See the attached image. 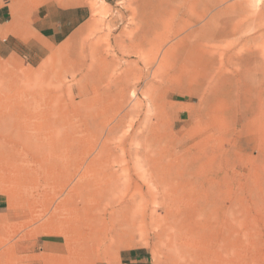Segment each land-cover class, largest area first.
<instances>
[{
    "label": "rangeland",
    "instance_id": "1",
    "mask_svg": "<svg viewBox=\"0 0 264 264\" xmlns=\"http://www.w3.org/2000/svg\"><path fill=\"white\" fill-rule=\"evenodd\" d=\"M29 5L87 17L0 55L20 73L1 96L0 253L66 229L60 264H264V0Z\"/></svg>",
    "mask_w": 264,
    "mask_h": 264
},
{
    "label": "crops",
    "instance_id": "2",
    "mask_svg": "<svg viewBox=\"0 0 264 264\" xmlns=\"http://www.w3.org/2000/svg\"><path fill=\"white\" fill-rule=\"evenodd\" d=\"M13 1L14 3L11 6L12 18L8 20L5 18V7L0 3V55L18 52L15 46H11L13 39L17 40L20 44L34 46L40 50L61 44L73 34L75 29L83 23L87 17L81 7H61L56 5L48 9L43 8L31 17L28 13L32 11V8H36L34 6L30 7L29 5L33 3V0L28 2L24 12L20 10V0ZM66 53H72V48H68ZM15 64L16 63L13 61L0 60V105H8L7 94H5V98L2 97L1 99L4 92L7 93L9 92L7 90L11 89H16V93L20 91L18 82L20 73L13 70L16 68ZM18 66L20 65L18 64ZM0 109L2 110L1 106ZM6 198L9 202V207H11L8 196ZM18 204L20 205V203ZM48 238H53L54 240L51 239L52 242L61 241L60 238ZM23 239L24 237L21 236L20 251L23 250ZM7 243L6 245L9 246V243ZM54 247L45 245V252L39 254L32 253L29 255H19L16 250L12 252L10 248L5 247L4 251L0 253V264H5L6 258L10 259L9 254H13L12 257L18 260L16 264H38L42 258L43 262L46 260L44 264H49L51 258L54 259L55 264V262H58L57 257H59L60 254L51 253V251L57 252L54 250Z\"/></svg>",
    "mask_w": 264,
    "mask_h": 264
},
{
    "label": "bare ground",
    "instance_id": "3",
    "mask_svg": "<svg viewBox=\"0 0 264 264\" xmlns=\"http://www.w3.org/2000/svg\"><path fill=\"white\" fill-rule=\"evenodd\" d=\"M25 4V5H24ZM25 6H27V3H26V1H21L20 0V10H22V12H24L25 11ZM21 12V11H20ZM93 55V54H92ZM145 151H147V149L145 148ZM183 186H185V183H184V185H182V187ZM101 188H93V190H94V192L96 193V192H98L99 190H100ZM84 192V191H83ZM84 194V193H83ZM97 194L98 193H96V196H97ZM94 195V194H93ZM65 198V197H64ZM63 198V199H64ZM66 198H67V196H66ZM80 199V198H79ZM86 200V199H85ZM55 212H53V214H54ZM79 213V212H78ZM82 213V212H81ZM62 214V213H61ZM57 219H60L59 220V223H62V222H66L67 221V219L68 218H65V217H62V216H60V215H58V214H55V221L57 220ZM89 220V219H88ZM92 221V220H91ZM95 221V220H94ZM93 223V222H92ZM102 223V222H101ZM82 227V226H81ZM66 228V227H65ZM65 231L64 232H66L65 233V237H64V235H63V237L65 238L64 239V244H62V245H58V246H56V247H54V250H56L57 251V253H59L60 254V256L59 257H57V260H58V263L57 264H60L59 263V261L61 260V258H63V256H62V254H61V252H63L64 251V249L66 248V247H68L69 246V242L70 241H72L73 239L71 238V237H69V231L68 230H66V229H64ZM70 230V229H69ZM84 230V229H83ZM90 230V229H89ZM63 232V231H62ZM93 232V231H92ZM46 233V232H45ZM99 233V232H98ZM90 237L91 238H93V240L94 239H96L95 238V234H91V231H90ZM75 240H79L80 242H81V244H86V243H88V237L86 236V234H85V232H83L82 230L80 231V232H78L77 234H76V238H75ZM95 242H94V245L92 246V247H95L96 249H97V253H98V251L100 252L102 249H104L103 251L104 252H106V250L108 249V246H105V245H103L102 243H100L99 241H96V240H94ZM75 242H77V241H75ZM74 243V242H73ZM79 246H81L80 245V243L78 244ZM104 246L106 247V248H104ZM106 249V250H105ZM93 254V253H92ZM101 254V253H100ZM99 253H98V255L97 256H99L100 255ZM105 256V255H104ZM94 257H95V255H94ZM49 261V260H48ZM103 261V260H102ZM40 262H42V264H44V262H46V260H44V262H43V258L40 260ZM96 262V261H95ZM110 262V261H109ZM54 264V259L53 258H51L50 259V261H49V264Z\"/></svg>",
    "mask_w": 264,
    "mask_h": 264
},
{
    "label": "trees",
    "instance_id": "4",
    "mask_svg": "<svg viewBox=\"0 0 264 264\" xmlns=\"http://www.w3.org/2000/svg\"><path fill=\"white\" fill-rule=\"evenodd\" d=\"M53 239V238H50V240ZM54 240V239H53Z\"/></svg>",
    "mask_w": 264,
    "mask_h": 264
}]
</instances>
